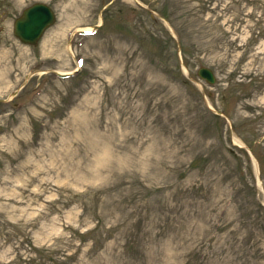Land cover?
<instances>
[{"label": "rangeland", "instance_id": "1", "mask_svg": "<svg viewBox=\"0 0 264 264\" xmlns=\"http://www.w3.org/2000/svg\"><path fill=\"white\" fill-rule=\"evenodd\" d=\"M0 264H264V0H0Z\"/></svg>", "mask_w": 264, "mask_h": 264}, {"label": "water", "instance_id": "2", "mask_svg": "<svg viewBox=\"0 0 264 264\" xmlns=\"http://www.w3.org/2000/svg\"><path fill=\"white\" fill-rule=\"evenodd\" d=\"M53 21L54 14L47 5L34 4L16 21L15 34L25 43L37 44L43 30ZM199 74L209 81H214V75L208 68H200Z\"/></svg>", "mask_w": 264, "mask_h": 264}]
</instances>
